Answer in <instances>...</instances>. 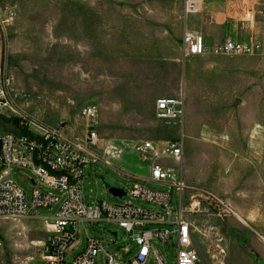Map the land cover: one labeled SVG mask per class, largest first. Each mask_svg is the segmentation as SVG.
<instances>
[{
  "label": "rangeland",
  "instance_id": "rangeland-1",
  "mask_svg": "<svg viewBox=\"0 0 264 264\" xmlns=\"http://www.w3.org/2000/svg\"><path fill=\"white\" fill-rule=\"evenodd\" d=\"M247 1L253 9L248 21L261 31L260 52L207 53L185 60V28L211 9H226L233 17L241 8L238 0H205L187 21L184 0H0V73L12 74L16 89L29 94L28 100H12V105L29 115L38 113L50 125L67 122L78 134L79 110L88 104L99 108L96 152L101 162L85 168L84 201L152 208L128 195L116 197L109 189L128 191L134 179L150 175L154 162L175 168L186 181L183 192L153 181L144 184L170 191L174 210L182 203L188 218L223 239L226 257L221 264H264V0ZM243 33L246 40L252 30L246 27ZM179 96L186 104L182 162L137 155L132 149L137 140H152L160 153L163 142L177 136L178 131L156 118L155 101ZM15 115L7 108L0 111V134L17 128ZM110 143L117 151L109 149ZM13 177L30 200L32 185L26 177H35L33 172L15 169ZM215 200L227 210L221 211L222 204L215 207ZM57 208L0 218L3 264H43L45 221ZM87 227L91 236L110 243L108 249L122 263L138 249L117 224ZM158 227L165 226L144 229ZM85 238L83 232L81 247ZM153 243L167 264H176L172 243ZM198 250L214 264L200 241ZM149 264H155L153 257Z\"/></svg>",
  "mask_w": 264,
  "mask_h": 264
},
{
  "label": "built area",
  "instance_id": "built-area-1",
  "mask_svg": "<svg viewBox=\"0 0 264 264\" xmlns=\"http://www.w3.org/2000/svg\"><path fill=\"white\" fill-rule=\"evenodd\" d=\"M204 1L184 0L185 18L199 13ZM12 16L11 11L9 19ZM261 49L262 45L257 40L228 38L209 47L202 31L185 28L183 34L184 59L207 53L252 55ZM28 98V93L16 89L12 74L0 73V111L7 108L16 114L14 119L17 125L14 131L0 134V218H23L30 216L31 211L33 213L38 207L58 206L54 217L45 221L48 232L40 245L43 264H100V254L103 257L102 264H149L151 257L155 264H167L153 240L173 244L176 264H209L198 250V241L207 246V254L214 264L222 263L226 257L223 239L214 237L215 234L211 235L210 232L206 233L205 228H200L194 220L188 218L182 203L179 202V209L174 210L170 191L151 189L134 179L128 191L121 189V195L114 196L128 195L153 204L152 208L131 202L114 204L99 200L92 204L86 203L82 186L85 168L101 162L96 152L101 141L98 133V106L88 104L79 110L77 117L82 121V126L78 134L74 133L75 127L67 122L58 125L44 123L38 113L29 115L25 111H18L11 103L12 100ZM155 114L165 128L178 130L177 136L164 141L160 153L156 151L152 140L135 141L133 151L137 155L150 153L157 158L174 159L181 163L185 151V98H158ZM112 146L109 149L117 151ZM103 151L106 152V149ZM23 168L30 169L35 176L26 177L32 185L30 200L13 177L15 169ZM150 174L151 181L168 185L178 193L186 188L181 171L166 164L154 162L150 166ZM40 187L51 191H42ZM214 202L215 207L219 204L224 206L221 211L227 210V206L220 200ZM100 222L119 225L138 246L127 263H122L120 256L108 249L110 243L106 244L103 239L89 234L86 225L96 226ZM150 225L165 227L144 229ZM83 232L86 235L85 246L69 259L78 248ZM117 235L116 232L115 242ZM125 251L130 252L128 247H125ZM0 264H3L1 240Z\"/></svg>",
  "mask_w": 264,
  "mask_h": 264
},
{
  "label": "crops",
  "instance_id": "crops-1",
  "mask_svg": "<svg viewBox=\"0 0 264 264\" xmlns=\"http://www.w3.org/2000/svg\"><path fill=\"white\" fill-rule=\"evenodd\" d=\"M237 3L239 4V6L241 8L238 11L235 10L236 12L233 11V14H234L233 17L231 15L229 17V13L227 12L226 9L225 10L224 9H222V10L211 9V10L206 11V13L204 15H199V19H198L196 25H194L192 28H188V27H186V28L196 29V30L202 31L205 38H206L207 44L210 45V47H213L215 45L222 43L223 41H225L228 38H233L236 40L245 39L246 35H244L243 30L247 27L249 30H252V33H251L250 38L246 39L244 41L257 40L262 45V42L259 39V37H260L259 34L261 32L260 28H256V29L253 28V24L251 23V21H248L250 14L253 12V11H251V10H253V9H251V5H250L251 3L247 0H238V2H236V4ZM189 16L190 15H188L186 17V21H187ZM262 47H263V45H262ZM187 59H185V60H187ZM155 103H156V101H155ZM185 121H186V117L184 120V126H185ZM184 126H183V134H184ZM172 130H176V129H172ZM176 131H178V130H176ZM183 139L185 140V134H184ZM138 180H140L143 183L146 181H151V174L150 175H144L141 177V179H138ZM87 226L88 225H86V228L88 229ZM41 243H42V241H41ZM84 243H86V238H85ZM82 244H83V239H82V235H81L80 244L78 245V248L72 252L71 255H74L79 250L83 249L85 244L83 247H81ZM40 259L42 261L41 247H40Z\"/></svg>",
  "mask_w": 264,
  "mask_h": 264
},
{
  "label": "water",
  "instance_id": "water-1",
  "mask_svg": "<svg viewBox=\"0 0 264 264\" xmlns=\"http://www.w3.org/2000/svg\"><path fill=\"white\" fill-rule=\"evenodd\" d=\"M109 192L112 195H117V196L121 195V189H118V188H115V187H110ZM114 234L116 235V232Z\"/></svg>",
  "mask_w": 264,
  "mask_h": 264
},
{
  "label": "trees",
  "instance_id": "trees-1",
  "mask_svg": "<svg viewBox=\"0 0 264 264\" xmlns=\"http://www.w3.org/2000/svg\"><path fill=\"white\" fill-rule=\"evenodd\" d=\"M15 121V119H13Z\"/></svg>",
  "mask_w": 264,
  "mask_h": 264
}]
</instances>
